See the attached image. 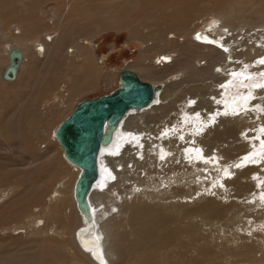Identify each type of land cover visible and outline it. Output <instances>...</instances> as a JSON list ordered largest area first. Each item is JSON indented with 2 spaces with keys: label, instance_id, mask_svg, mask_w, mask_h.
<instances>
[{
  "label": "bare ground",
  "instance_id": "bare-ground-1",
  "mask_svg": "<svg viewBox=\"0 0 264 264\" xmlns=\"http://www.w3.org/2000/svg\"><path fill=\"white\" fill-rule=\"evenodd\" d=\"M21 1L0 0V17L2 18L1 14H4L3 10H11ZM30 2L33 3L32 6L26 8L23 12L30 13L35 10L40 16L37 23H34V21L29 23L17 22L16 26L12 28V36L4 35V40L7 41L8 45L4 50H0V55L5 54V56L2 55L0 60V66L4 65L0 72L1 85L7 88H15L27 68L34 69L36 66L38 67L39 62H42L40 65L43 66L48 58L52 56H60L66 59L70 66H76L79 70L82 69L88 73H99L101 66L106 62V57L100 60L95 56V50L90 39L95 32L101 31L102 24L97 22L82 27L83 31L86 30L85 34L88 38H78L73 41L71 47L60 50L58 43L63 41V37L68 33L71 23V19L67 17L68 12H65L66 9H61L60 12L56 10L53 17L47 19L49 13L42 11V8L37 6L34 1L30 0ZM249 2H253V5L257 4V6L249 16L250 20L240 26L235 27L234 21L241 18V11H235V8L233 10L221 7L219 11L222 17L217 14L210 15L211 18L197 24L194 30H189L186 24L181 27L185 32L186 43L180 44V42L174 41L177 37L175 34L171 39L166 37L168 33H173L172 31L168 32L167 35L157 32L155 44H146L142 48L137 60L127 70L135 72L142 80L145 78L141 75V72L150 77L152 80L150 83L157 86L154 99L142 108H131L118 123L107 126V139L102 144L98 156V174L91 183L85 204L79 203L75 195L76 182L82 168L67 158L65 149L57 137V130L63 120L83 101L77 103L76 99L80 94L90 89V83L89 81L82 83V85L69 83L68 90L64 91L53 86L46 97L37 101L33 106L35 107V118L40 120L51 117L53 126L49 139L46 141L38 143L32 137L23 139V149L28 153V163L25 165L28 168L23 171V174L28 177L47 168L51 169L56 178L60 180L58 181L59 186H56L58 188L55 187L50 195L49 204L45 201L46 190L33 196L32 203H38V207H40L37 214L32 212V216L35 217V220L34 217L32 219L33 222L39 218L45 221L47 227L56 225L58 230H71L70 226L77 228L70 235L77 244L80 253L85 254L84 250L90 251L88 255H91L92 258L88 257V260L92 264H108L110 258H116V253L110 251L113 248L115 249V245L118 243L115 242L116 240L111 241L108 228H103L100 225V220L105 214V212H102L101 207L105 204V200L112 198L111 195L116 193V187L123 181L120 180L122 174L134 171L132 168L142 163L141 160L145 162L144 165L149 162L148 160H153L154 165L157 167L161 164H175L181 159L182 163L186 162L191 166V171L185 168L182 169V171L187 170L184 176L187 178L186 173L189 171L188 175H190L189 173L193 175L191 176L192 184L197 179L205 192H208L213 186L219 192L218 196L223 195L220 191L226 193L234 191L240 200L243 199L241 197L246 196L241 203H238L240 202L238 200V202L233 201L228 205H224L220 201L210 199L207 203L197 206L196 213L206 222L217 220L218 222L232 224V222L242 223L243 219L246 218L247 223L245 222L244 225L249 226L246 231L252 234L250 237H243L251 243H242L243 245L240 246H238V243L236 248L219 241L210 242L198 250L199 255L203 257V262L218 263L221 260H226L229 256L239 258L246 264H259L264 255V240L261 239L264 236V63H262L264 61V0H249ZM23 7L26 6L23 4ZM100 13L105 14L102 10ZM73 14H76V12ZM104 17L106 21L112 22V24L121 21L115 20L106 14ZM209 20L213 21L209 23ZM203 25L205 26L203 27ZM0 29L1 34L4 25ZM15 30H18L19 33L16 34ZM13 48L21 50L23 57L15 78L5 79L3 73L10 65L9 55ZM173 52L183 54L180 61L176 62ZM196 59L200 63L202 59H205L207 66H196L194 63ZM175 67H178L179 70L173 71L172 68ZM121 73L122 70L118 75H114L113 78L106 81L107 86L111 85L112 82L117 84V80L119 81L120 85L112 93L124 84ZM203 73H209L211 77L220 78L217 86L216 83H213L216 87L215 93L212 92L214 95L211 102L213 106L207 109L204 106L206 102L203 100L201 103L195 104V99L190 98L182 100L183 104L178 108H170L171 102L175 100L174 98L172 100V93L177 85L182 84V77L198 76ZM204 108H206L205 113L202 112ZM172 110L175 111L174 114H170ZM11 130H14V127H11ZM238 132L241 134L239 136L246 139L247 144L242 148L244 151L236 157H228V160L222 161L221 157L225 156L226 153H230L229 151L224 150L223 155L221 152L214 153L213 151L212 153V148L209 146L211 151L208 152L207 147V151L205 150L206 144H212L226 135L233 137ZM210 134L213 135L208 139L207 136H210ZM10 135L16 136L17 134L12 132ZM236 137L238 136L236 135ZM41 144H46L44 149L41 148ZM130 164H133V166L130 167ZM255 164L258 168L252 169ZM249 165H252L250 166L251 169L242 170ZM149 167L151 168V166ZM147 169L145 170L147 171ZM157 172L159 173L158 170ZM171 174L174 176L175 172ZM148 175L150 174L148 173ZM148 175L146 174L145 177ZM233 177L236 178L231 180L230 178ZM165 178L168 179L170 176L166 175ZM173 179V182H175V178ZM50 180L53 181V179ZM158 180L160 179L158 178ZM197 181L194 183H197ZM162 182H165V180H162ZM167 183L170 184L171 182ZM141 185L138 186L141 188ZM170 185L168 186L171 187ZM15 191V188H11L0 192V202L4 201L0 207V222L6 221L9 216L14 215L18 210L21 199L14 198ZM177 193L180 194L181 192ZM9 196H11L10 199L6 200ZM115 197L118 198L119 196ZM120 199L122 200V198H118V200ZM108 202H110V199ZM151 209L154 208L145 209L142 214H149V223L153 228L145 227L135 231L140 244L143 245L140 249L144 250H148L152 246L157 232L163 230L162 227L165 224L163 217H154L150 214V211L148 213V210ZM161 209L171 212L174 217H182L191 213L182 205L164 206ZM251 217L254 219L252 218V221H249ZM78 222L80 226H78ZM41 231L42 229L39 228V230L34 231L35 234L33 233V235ZM188 231H191L192 234L198 232L197 228H190ZM243 232L245 233V231ZM257 233L260 234L261 238L257 236ZM165 235L168 242L162 241L161 244L170 247L172 244L170 246L169 244L174 233L167 230ZM253 235L257 238L252 239ZM55 241L52 238L49 239L47 245L40 249L37 255L40 261L39 264H48L44 260L46 258H51L52 264L53 262L58 264V259L62 256L65 261L61 264H83L78 256L69 253L70 250H62L59 247L61 241L57 240L58 243ZM65 241L62 245L65 244ZM232 241L235 243L237 239H232ZM55 248L58 253L53 255L52 252ZM137 251H139V248L135 252ZM155 259L148 260L149 262L146 264H156ZM159 259L158 262H161V260L165 262L168 258L159 257ZM203 262L193 263L192 261L193 264H203ZM10 263L21 264L14 261V259Z\"/></svg>",
  "mask_w": 264,
  "mask_h": 264
},
{
  "label": "rangeland",
  "instance_id": "rangeland-1",
  "mask_svg": "<svg viewBox=\"0 0 264 264\" xmlns=\"http://www.w3.org/2000/svg\"><path fill=\"white\" fill-rule=\"evenodd\" d=\"M32 1H34L37 6H40L42 11H47L49 13L47 19L53 17L54 11L56 10L60 12L61 9H66L65 12H68L67 17L71 19V23L69 25L68 33L63 37V41L58 43V48L60 50L68 49L72 46L73 41L78 38H88L85 34L86 30L83 31L82 27L97 22L102 24L101 31L95 32L92 35L93 37H91L90 42L93 44L92 46L95 50V56L100 60L106 57V62L101 66L102 68L99 73H88L85 70H79L76 66H70L69 62L60 56H52L48 58L46 64L43 66L40 65L42 62H39L38 67L36 66L34 69L31 67L27 68L25 73L21 76L18 86L15 88H7L0 83V192L15 188L16 191L14 193V198L18 197L17 199H21L17 212H15L14 215L9 216L6 221L0 222V264H11L10 262L13 259L21 264H39L40 261L37 257L38 252H40V249H42L43 246L47 245V241L51 238L56 240V243H58L57 240L62 243L66 240L64 245L59 243V247H61L62 250H70L69 253L78 256V258L83 261V264H92L88 260L89 258H92L91 255H88L90 251L84 250L86 252L85 254L80 253L77 244H75L73 237L71 236L77 228L70 226L69 228H71V230H58L56 225L53 227H47L45 221L40 220L39 218L34 222L32 221L34 217L32 216V212L37 214L40 210L38 203H32L33 196L46 190L45 201L48 203L51 193L56 186H59L58 181L60 180L59 178H56L51 169L47 168L31 174L28 177H25L23 174V171L28 168L25 166L28 163V153L23 149V139L32 137L33 140L36 139V142L38 143L46 141L49 139L51 128L53 126L51 117L37 120L34 113L35 107L33 106L38 100L46 97L53 86L64 91L68 90L69 83L76 85H82V83L87 81L90 83V89L77 97V103L82 100L111 94L117 89L120 83L117 80V84L112 82L113 84L111 83V85L107 86L106 81H109L114 75H118L121 70L132 67L133 62L139 57L142 48L146 44H155V35L157 32H162L167 35L168 32L172 31L173 33H168L166 37L171 39L175 34L177 37L174 41L183 44L187 42L184 34L185 32L181 28L184 24L188 25L187 28L189 30H194V27L197 24H200L203 20L211 18L209 17L210 15L217 14L222 17L219 11V8L222 7L223 9L231 8L234 10L235 8V11H241V18L234 21V26L237 27L250 20L249 16L257 4L254 6L253 2H249V0ZM23 4L26 6L25 8L23 7ZM32 4L33 3H31L30 0H22L13 9L3 10L4 14H1L2 18L0 17V27L4 25V30L0 34V50H4L8 45L7 41L4 40V35L12 36V28L16 26L17 22L23 21L24 23H29L34 21V23H37L38 17L40 16L37 11L33 10L30 13L23 12L26 8L31 7ZM101 10L113 19L121 21H117L115 24L106 21V18L104 17L105 14L102 15L100 13ZM70 12H72V14H70ZM74 12H76V14H73ZM109 12L113 14H110ZM212 21L213 20H209V23ZM204 26L205 25H203V27ZM15 33L17 34L19 31L15 30ZM73 34L74 36H72ZM184 39L185 41H183ZM205 50L207 51V49ZM173 53L176 62L180 61L183 54H181V52ZM2 55L5 56L4 53L1 54L0 60ZM197 61L198 59L194 60L196 66H207V64H205V59H202L201 63L199 61L198 63ZM3 67L4 65L0 66V72ZM172 70L177 71L179 68L175 67L172 68ZM141 75L145 78V81H152L146 73L141 72ZM222 76L224 75L222 74ZM219 79L220 78L218 77H211L209 73H203L198 76L192 75L190 77L183 76L182 84L177 85L172 93V100L173 98L175 100L171 102L172 104L170 108H178L183 104L181 102L182 100L192 98L195 99V104L201 103L203 100L206 102L204 106H206L207 109H210V107L213 106V103H211L214 96L212 92L215 93V85L217 86ZM213 83L216 84L214 85ZM174 112L175 111L172 110L170 114H174ZM202 112L205 113L206 108H204ZM11 127H14V130H11ZM12 132L17 135H10ZM250 132L252 133L253 131ZM212 135L210 134V136H207L208 139H210ZM236 135L238 137H236ZM236 135L233 137L226 135L212 144H206L205 150L207 151L208 148L209 152L211 151L210 148H212V153L214 151V153L221 152L222 154L224 150L229 151L230 153H226L225 156L221 157L222 161L234 158L244 151L242 148L247 144L246 139L239 136L241 135L239 132ZM41 145L42 149L46 146V144ZM148 161L149 162L146 163L147 165H144L145 162L143 160H141L142 163L137 166L135 165V167L132 168L134 170L132 171L133 174L130 171L126 173L128 176L125 173L122 174L121 177L123 178L120 177V180L122 179L126 182L123 183L122 181V183L116 187V193L111 195L113 197L109 198L110 202H108L109 199L105 200V204L101 207L103 209L102 212H105V214L100 220V225L103 226V228H108L111 235L109 239L111 241L116 240L115 242L119 244L115 245V249L113 248L114 251H110L111 253H116V258L109 257L111 260L109 259L108 264H146L149 262L148 260H153L155 257H158L154 261L156 264H193L197 261L203 262V257L199 255L198 250L212 241L227 243L234 248L237 247L238 243V246H240L246 242H250L247 238H245L246 240L243 238L252 235L249 231H246V228H249L248 225H244L246 218L243 219L242 223L232 222V224H228L222 221L218 222L217 220L206 222L198 215V213H196L199 205L207 203L210 199H215L224 203V205H228L233 201L238 202V200L240 201L238 203H241L242 200H245L246 196L241 197V199H243L240 200L234 191L231 193L220 191L221 195L223 194L222 196H225L223 198L222 196H218L219 192L215 190L213 186H211L212 188H210L208 192H205L202 189L203 186L199 185L197 179V183H194L196 181H193L192 184L191 176L193 175L191 173L188 175V172L191 171V166L186 162L182 163L181 159L178 160V162L176 161L178 164L174 162L175 164H161L157 167L154 165L153 160ZM130 165V167L133 166V164ZM148 165L151 166V168ZM252 165L244 167L242 170H246L247 168L251 169L250 166ZM145 166H147L148 169ZM184 168L187 170L189 169L186 173L188 176L187 178L184 176L187 170H183L184 172L182 171ZM257 168L256 164L255 167L252 166V169ZM145 169H147V171ZM180 171H182L183 174H181L182 172ZM173 172H175L174 176L171 174ZM148 173L150 175L153 174L154 176H150ZM146 174L148 176L145 177ZM166 175L168 177L170 176V178L166 179ZM155 176L156 178H154ZM158 178L160 180H158ZM161 178L162 180H165V182H162ZM173 178H175V182H173ZM180 178L181 180L183 179L182 182ZM235 178L236 177L230 179L234 180ZM50 179H53V181ZM167 182H171L170 184L173 185H170ZM138 185H141L142 187L140 188ZM175 188L178 190L175 191ZM211 189L215 192L210 191ZM179 191L181 192L180 194L177 193ZM107 196L111 197L110 195ZM115 196H119L118 198H122V200H118ZM10 197L11 196L6 200L10 199ZM3 203L4 201L0 202V207ZM173 205H182L191 211V213L182 217H174L171 212L161 209V207ZM155 207L157 208L155 209ZM148 208H154L148 210V213L151 212L150 214L154 217H163L165 224L162 227L163 230L157 232L152 246L148 250H144L140 249L143 245L140 244L135 235V231L145 227L153 228L149 223V214H142L143 210ZM252 218L253 217H251L249 221H252ZM78 226H80L79 222ZM39 228L42 229V231L38 232L39 234L36 233V235H33L34 231L39 230ZM190 228H197V234H192L191 231H188ZM167 230H171V232L174 233L171 243L169 242V246L172 244L170 247L161 244L162 241L168 242L165 237ZM243 231H245V233ZM257 236L259 237L260 234L257 233ZM255 237L256 236L253 235L252 239H255ZM228 239L230 242H228ZM232 239H237V241L233 243ZM261 239L264 240V236ZM137 248H139V251L135 252ZM57 253L58 250L56 248L53 249L52 254L56 255ZM86 254L87 256H85ZM159 257H162L163 259L168 258L169 261L167 259L165 262L162 260L161 262H158L160 261ZM227 258L218 263L206 261L203 262V264H246V262L241 261L239 258H232L229 256ZM44 260L46 263L52 264L51 258H46ZM64 261L65 258L63 256L59 257L58 264H61ZM53 264L57 263L53 262ZM259 264H264V255Z\"/></svg>",
  "mask_w": 264,
  "mask_h": 264
},
{
  "label": "water",
  "instance_id": "water-1",
  "mask_svg": "<svg viewBox=\"0 0 264 264\" xmlns=\"http://www.w3.org/2000/svg\"><path fill=\"white\" fill-rule=\"evenodd\" d=\"M9 56L10 65L3 73L5 79L15 78L23 53L13 48ZM121 76L124 84L120 89L83 100L57 130L67 158L82 168L75 188L76 199L81 204L86 203L91 183L97 177L98 156L107 139V126L118 123L131 108L150 104L157 90V86L142 80L131 70H122Z\"/></svg>",
  "mask_w": 264,
  "mask_h": 264
},
{
  "label": "snow or ice",
  "instance_id": "snow-or-ice-1",
  "mask_svg": "<svg viewBox=\"0 0 264 264\" xmlns=\"http://www.w3.org/2000/svg\"><path fill=\"white\" fill-rule=\"evenodd\" d=\"M262 63H264V61H262Z\"/></svg>",
  "mask_w": 264,
  "mask_h": 264
}]
</instances>
